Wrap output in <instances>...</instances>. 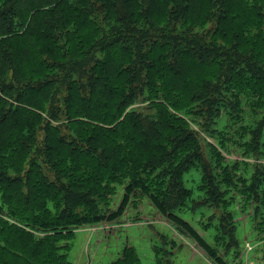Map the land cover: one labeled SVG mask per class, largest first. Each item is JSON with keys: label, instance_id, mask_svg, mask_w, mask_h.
Returning a JSON list of instances; mask_svg holds the SVG:
<instances>
[{"label": "trees", "instance_id": "trees-1", "mask_svg": "<svg viewBox=\"0 0 264 264\" xmlns=\"http://www.w3.org/2000/svg\"><path fill=\"white\" fill-rule=\"evenodd\" d=\"M116 2L123 10H114ZM208 23L213 28L205 34L197 31ZM262 29L264 0H0V193H5L0 211L15 212L0 216L3 230L8 229L7 222L19 224L23 231L58 232L104 218L88 215L95 200H104L101 195L108 193L110 188L104 185L100 189L89 185L96 193L92 197L85 188L74 189L85 193L76 196L75 203L60 197L67 200L71 212L57 213L49 205V194L28 204L23 193L18 196L21 202L10 200L8 191L15 184L22 191V176L27 172L23 169H47L38 157L30 162L31 153L39 149L47 155L45 161L51 169H66V174L77 178L89 169L88 180L115 170L101 165L98 158L108 161L118 155L116 168L130 163L151 181L131 184L129 189L151 191L155 174L150 172L163 169L161 187L153 185V189L174 194L182 187L180 177L197 162L203 164L201 169L211 168L214 173L222 166L229 169L211 143L207 146L212 165L205 163L196 134L174 123L177 120L187 126L193 113L198 117L206 113L203 127L223 148L228 144L250 148L249 157L255 160L264 156V118L255 127L241 124V106L234 95L235 89L254 91L248 94L262 103ZM82 65L85 67L80 68ZM138 102H150L149 113L131 110ZM225 113L230 125H240L233 134L216 128ZM54 122L66 125L69 133L52 127ZM40 127L46 130L38 145L35 134ZM124 141L133 149L135 142L148 141V152L129 158L123 153ZM35 177L40 188L53 185L39 173ZM221 179L214 175L213 188L207 192L209 196L216 195L212 191L221 193L219 205L224 191L216 183L221 184ZM254 182L256 187L264 184L257 178ZM146 192L160 212L225 264L188 224L170 213L171 202ZM39 202L44 204L40 210L35 209ZM126 205L125 201L111 218L120 217ZM40 211L44 216L35 214ZM70 235L60 232L52 239ZM45 238L44 243L50 239Z\"/></svg>", "mask_w": 264, "mask_h": 264}, {"label": "rangeland", "instance_id": "rangeland-1", "mask_svg": "<svg viewBox=\"0 0 264 264\" xmlns=\"http://www.w3.org/2000/svg\"><path fill=\"white\" fill-rule=\"evenodd\" d=\"M122 7L116 2L114 10L120 11ZM233 7L235 8V4ZM109 11L110 9L107 10L108 13ZM210 27L213 28V23H208L203 29L197 31L205 34ZM246 32L250 34L252 31L246 30ZM84 67L82 65L80 68ZM248 93L234 90V95L239 99L241 106L239 117L243 118V121L240 123L255 127L264 118V97L261 103L258 97H252ZM149 104L150 102H138L135 107H131V110L136 109L141 114L149 113ZM128 112L127 110L125 114ZM193 115L195 117L190 118L193 121L187 126H183L181 121L177 120L174 123L183 131L192 130L196 134L200 140L202 156L208 160L210 156L207 144L211 143L222 154L224 165L229 169H223L222 166L218 169L219 172L214 173L211 168L201 169L203 164L201 167L197 162L195 168L180 177L182 187L174 194L172 191L168 194L167 190L153 189V185L157 188L161 187L159 182L162 181L163 169L150 172L155 174L152 177L151 191L142 187L127 188L131 184L144 182L148 184L151 181L147 182L146 178H143L144 174H141L142 170L136 169L129 163L130 160H127L128 167L121 164L116 168L119 163L118 155L108 158V161L103 160L102 157L98 158L96 161L101 165L104 164L115 170L105 175L106 177L100 175L93 177L97 178L95 180L92 178L88 180V176H91L88 175L89 169L84 173V177L87 178L82 177L81 173L77 178L70 172L66 174V169H51L45 161L47 155L42 150L31 153L30 162L38 157L47 169H23L27 172L25 176L21 175L22 191L20 192L18 185L15 184L17 187L8 191L11 201L15 198V202H21L18 199L20 193H23L25 204L35 200L41 201V195L49 194V197H52V203L49 205L54 206L57 213L71 212L73 209H68L67 200L63 202L62 198H71L75 203V197H82L85 193L75 192L74 189L85 188L89 191V197H92L96 194L94 188L100 189V185H104L107 190L111 189L107 191L108 193L105 192L104 196L101 195L105 201L101 198L96 199L95 203L88 208V215L92 217L99 215L104 218L100 222H92L88 225L68 226L69 228H63L58 232L23 231L19 224L7 222L4 223L8 229L4 231L0 223L1 264H220L184 228L160 212L150 196L146 194V190L171 202L168 209L170 213L188 224L218 257H222L225 264H264V184L256 187L254 182L255 178L259 183L264 180V169H257V167L264 168V156L255 160V157H249L250 148L243 150L231 144L223 148L219 141L210 137L209 131H205L203 127L208 119L206 113L201 117L194 113ZM60 124L62 123L54 122L52 127H57L61 133H69L67 126ZM239 126L230 125L228 115L225 113L216 128L233 134L239 130ZM38 130L35 141L39 145L46 129L40 127ZM124 143L126 146L122 147L123 153L129 158H138L143 153L146 154L150 145L148 141H137L133 149L129 141ZM205 157H203L204 162L212 165L211 161L208 162ZM143 158L147 160L146 157ZM173 165L171 164V167ZM148 171L147 174H150ZM37 173L53 185L38 187V182L35 181ZM214 175L222 177L221 184L216 183L224 191L222 205L217 204V196L221 194L219 191L211 192L216 195H207V192L213 188L210 181ZM19 180H21L20 176ZM1 198H5V193L2 195L0 193V206L4 203ZM86 198L88 200V196ZM125 201L127 205L123 214L112 219L111 217L118 212ZM42 206L44 208V204L39 202L35 209L40 210ZM11 213L15 214L3 208L0 216L8 217ZM35 214L44 216L42 211ZM232 226L233 231L230 228ZM224 228L228 231H224ZM60 232L71 233V235L58 241L53 240L52 236ZM22 234L25 236H19ZM26 235L33 239V243L28 242L31 238ZM43 238L50 239L44 243Z\"/></svg>", "mask_w": 264, "mask_h": 264}, {"label": "built area", "instance_id": "built-area-1", "mask_svg": "<svg viewBox=\"0 0 264 264\" xmlns=\"http://www.w3.org/2000/svg\"><path fill=\"white\" fill-rule=\"evenodd\" d=\"M250 248V247H249Z\"/></svg>", "mask_w": 264, "mask_h": 264}]
</instances>
